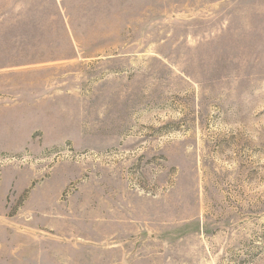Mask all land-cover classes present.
Segmentation results:
<instances>
[{
    "label": "rangeland",
    "instance_id": "rangeland-1",
    "mask_svg": "<svg viewBox=\"0 0 264 264\" xmlns=\"http://www.w3.org/2000/svg\"><path fill=\"white\" fill-rule=\"evenodd\" d=\"M42 3L25 31L73 140L0 155V264H57L40 227L98 207L144 227L121 264H264V0ZM59 168L73 176L43 214L33 191Z\"/></svg>",
    "mask_w": 264,
    "mask_h": 264
},
{
    "label": "crops",
    "instance_id": "crops-1",
    "mask_svg": "<svg viewBox=\"0 0 264 264\" xmlns=\"http://www.w3.org/2000/svg\"><path fill=\"white\" fill-rule=\"evenodd\" d=\"M42 9V0H0V155L35 147L36 132L42 136L40 149L60 147L73 140V135L57 129L55 120L60 110L65 111L64 99L59 102L58 91L49 88L51 81L42 79L40 36L27 37L25 31L26 24L41 21ZM27 39L33 43L27 45ZM52 174L33 191L37 210L43 214L57 210V196L73 176L62 168ZM37 176L40 173H34V178ZM94 216L97 222L90 224L87 219L86 227L75 223L66 224L71 227H40V231L44 228L57 237L58 249H49L47 256L57 259V264H121L130 238L144 227L130 209L98 207ZM93 244L99 245L98 253L93 251L95 247L89 251Z\"/></svg>",
    "mask_w": 264,
    "mask_h": 264
}]
</instances>
